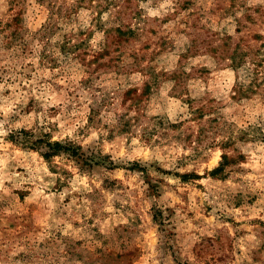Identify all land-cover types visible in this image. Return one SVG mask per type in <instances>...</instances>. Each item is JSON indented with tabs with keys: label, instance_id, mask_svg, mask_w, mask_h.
Here are the masks:
<instances>
[{
	"label": "clouds",
	"instance_id": "clouds-1",
	"mask_svg": "<svg viewBox=\"0 0 264 264\" xmlns=\"http://www.w3.org/2000/svg\"><path fill=\"white\" fill-rule=\"evenodd\" d=\"M252 34L235 60L223 47ZM0 147V264H83L67 245L97 228L120 236L129 264L140 249L150 264H264L248 216L264 223V0H0ZM205 203L218 217L239 205L250 227L190 260L174 225Z\"/></svg>",
	"mask_w": 264,
	"mask_h": 264
},
{
	"label": "rangeland",
	"instance_id": "rangeland-1",
	"mask_svg": "<svg viewBox=\"0 0 264 264\" xmlns=\"http://www.w3.org/2000/svg\"><path fill=\"white\" fill-rule=\"evenodd\" d=\"M237 31H241L240 29H237ZM122 38L130 37V42L135 43V37L134 34L131 33H120ZM260 39V37L256 34H252L251 36L244 38H236L233 39L231 36L228 37V39L224 42L223 47L232 49L233 52V59L235 60L237 57H241L243 55L242 49H245L246 45L251 44V42L256 41ZM153 40H155V33H153ZM191 42H189L190 44ZM170 40L169 38L165 37L160 43H158L156 46L158 48L166 49L168 51L162 52L161 55L164 57L165 62L168 60V52L171 50L169 48ZM172 47L176 46H184L188 47V45H185L183 40L180 37H175L171 41ZM149 48L152 47V44L150 43L148 45ZM196 59H199V57H195ZM230 71V69H223L220 73H217V82H219V77L223 75L225 72ZM116 147L115 144L112 142H106L105 143V150L114 149ZM121 151H123V146H120ZM71 150L70 148L68 149ZM3 152L4 148L0 147V168H3ZM16 154L20 157V163H28L29 166H34L35 168L39 169V163L36 159V154L34 153L32 156L31 161L27 160V154L23 152L21 149L17 148L15 149ZM115 151H113V155H115ZM76 158L78 160L84 158V154L79 152V149L77 147V153ZM89 159H92V157H89ZM118 178H121L122 183H127L129 186H132L136 182L135 177V170H130L129 175L127 177L124 176L123 170L117 169L113 173ZM76 179L84 180L85 183H87V177L86 176H80L76 177ZM209 180H212L211 177H209ZM99 182V181H97ZM213 183H217V181L213 180ZM203 183V182H202ZM185 186L187 187V178H185ZM199 191H203V187L201 186ZM156 191H160V186L157 187ZM36 197L38 198V193H34ZM166 195V193L161 191V196L163 197ZM189 201H194L196 204L200 203L199 198L195 195V192L190 193L188 196ZM205 211L203 212H197L194 208L191 206L188 209L187 212V219H180L175 225V235L176 239L180 241V247L184 249V251L187 252L189 259L196 254L192 249H199L200 254H204V247L211 246L213 244V240L216 241L217 245L220 247L221 252H223L225 249H231L233 247V241L230 239H225L221 234L227 233L228 237H231L233 235V225L235 224L237 227L241 228L242 230L246 231L248 227H250L249 224H244L242 220V212L239 205L236 206L235 212L231 216L226 217H218V216H212L210 215L211 212V206L205 203L203 205ZM104 211L107 213L110 211V207L108 205L105 206ZM254 209L249 206L248 216L251 218L252 223H260L261 227H264V223H261L254 215H253ZM177 214H179V209H177ZM33 218V224L35 226H40L42 223V218L39 216V214L36 212V210H33L32 213ZM115 217H113V220ZM149 220H151L150 217H148ZM106 223H110L109 218L107 215H104L102 217V222L100 224V227H104ZM79 224L77 223L74 225V227H78ZM206 226V228H205ZM215 230L214 236H208V231ZM95 231L98 233L97 235L93 236V239L91 242L86 241L84 239H81L80 241L75 242H69L67 247L68 251L71 256L76 257L83 261V264H129V257L131 253L125 251L124 245L119 244L117 241L120 239L119 235H116L115 237L109 236L105 237L103 233H99V228L95 229ZM110 231H115L114 229H111ZM148 235L150 233H145V238L147 239ZM189 236H198L199 240L193 241L190 240ZM202 245L204 247H202ZM138 247V246H137ZM144 260L146 264H150V261H147L146 254L142 249L139 250L138 254L135 256V259L131 261V264H141V261ZM220 264H224L223 257H219Z\"/></svg>",
	"mask_w": 264,
	"mask_h": 264
},
{
	"label": "trees",
	"instance_id": "trees-1",
	"mask_svg": "<svg viewBox=\"0 0 264 264\" xmlns=\"http://www.w3.org/2000/svg\"><path fill=\"white\" fill-rule=\"evenodd\" d=\"M58 148H59V146H58Z\"/></svg>",
	"mask_w": 264,
	"mask_h": 264
}]
</instances>
